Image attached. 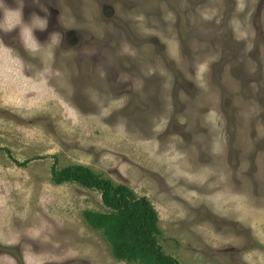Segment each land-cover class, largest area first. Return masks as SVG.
Returning <instances> with one entry per match:
<instances>
[{
    "label": "rangeland",
    "instance_id": "1",
    "mask_svg": "<svg viewBox=\"0 0 264 264\" xmlns=\"http://www.w3.org/2000/svg\"><path fill=\"white\" fill-rule=\"evenodd\" d=\"M40 3L58 43L0 48V264H128L53 165L147 198L180 264H264V0Z\"/></svg>",
    "mask_w": 264,
    "mask_h": 264
},
{
    "label": "trees",
    "instance_id": "2",
    "mask_svg": "<svg viewBox=\"0 0 264 264\" xmlns=\"http://www.w3.org/2000/svg\"><path fill=\"white\" fill-rule=\"evenodd\" d=\"M52 176L56 185L76 183L102 194L108 212L85 211L83 217L90 228L101 231L115 260L128 264H180L159 245V216L147 198L137 197L128 187L117 185L85 166L58 169L53 165Z\"/></svg>",
    "mask_w": 264,
    "mask_h": 264
},
{
    "label": "clouds",
    "instance_id": "3",
    "mask_svg": "<svg viewBox=\"0 0 264 264\" xmlns=\"http://www.w3.org/2000/svg\"><path fill=\"white\" fill-rule=\"evenodd\" d=\"M32 4L44 13L41 16L39 13L33 11L28 18H24V8L26 7L25 0H14V6L6 3V0H0V48L5 47L3 36L10 35L16 32V37L24 45L29 52H36L45 44L58 43L57 37L59 33L52 31L48 34L46 42L41 43L36 36V32H45L49 27V16L47 9L40 3V0H31ZM15 16V22L9 23V16ZM29 44L32 47H29Z\"/></svg>",
    "mask_w": 264,
    "mask_h": 264
}]
</instances>
